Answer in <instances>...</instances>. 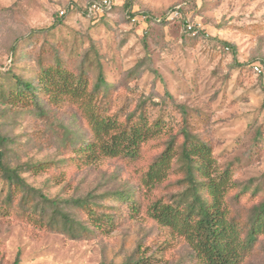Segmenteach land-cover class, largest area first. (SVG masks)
Listing matches in <instances>:
<instances>
[{
  "label": "rangeland",
  "instance_id": "374dc122",
  "mask_svg": "<svg viewBox=\"0 0 264 264\" xmlns=\"http://www.w3.org/2000/svg\"><path fill=\"white\" fill-rule=\"evenodd\" d=\"M93 1L0 0L6 160L87 227L73 238L50 225L61 220L51 206L43 224L29 219L0 172V264H199L183 236L147 213L153 200L181 189L180 163L151 192L143 178L170 138L182 143L186 128L210 144L219 170L230 168L233 216L245 222L264 199V0H112L103 16L88 17ZM174 7L181 13L169 12ZM59 61L88 90L102 73L109 85L99 105L121 120L143 112L160 122L137 159L87 155L90 125L69 95L42 90L35 101L14 93L18 79L36 85L43 67ZM79 199L95 208L99 225ZM242 264H264V234Z\"/></svg>",
  "mask_w": 264,
  "mask_h": 264
},
{
  "label": "trees",
  "instance_id": "16d2710c",
  "mask_svg": "<svg viewBox=\"0 0 264 264\" xmlns=\"http://www.w3.org/2000/svg\"><path fill=\"white\" fill-rule=\"evenodd\" d=\"M126 5L131 6L130 3ZM173 11L180 14L181 8L174 7L169 12ZM84 14L87 15V7ZM223 43L232 48L236 57V46L226 41ZM17 84L21 88L14 93L28 94L35 101L43 90L45 95L54 91L55 99L69 95L75 102H79V108L91 130V136L81 148L87 155L137 159L141 145L160 133V122L151 124L143 112L130 113L125 120H121L108 107L99 105V99L105 97V88L109 85L102 73L97 85L88 90L87 80L83 77L76 80L59 61L56 66L43 67L36 85L21 79L17 80ZM180 135L182 143L178 145L176 137L170 138L166 147L150 164L143 179L151 192L168 178L173 164L178 162L182 172L178 182L181 189L171 197L163 196L153 200L147 207V213L156 223L183 236L199 264H242L258 237L264 234V199L252 207L245 222L233 216L227 197L237 183L232 180L230 168L219 170L208 142L191 134L186 128ZM9 141L0 130V172L8 184L10 199L20 195V209L29 219L41 224L48 206L58 209L61 220L53 217L49 220L50 225L67 231L73 238L80 237L87 227L83 224L77 227L75 220L63 209H59L56 200L49 199L41 190L30 186L20 176L18 169L7 162L6 148ZM247 190L248 186L244 192ZM256 192L254 190L253 193ZM29 198H39V201L29 205ZM76 205L87 209L90 221L99 225V214L95 208L80 199L76 200ZM133 208H136L135 203Z\"/></svg>",
  "mask_w": 264,
  "mask_h": 264
},
{
  "label": "built area",
  "instance_id": "2783aa9c",
  "mask_svg": "<svg viewBox=\"0 0 264 264\" xmlns=\"http://www.w3.org/2000/svg\"><path fill=\"white\" fill-rule=\"evenodd\" d=\"M111 7H112V0L93 1L89 3V5L87 6V16L88 17L103 16ZM173 12H176L177 14H179L178 11H173ZM60 13L61 15H64L65 10H61ZM255 69L257 71H261L258 65L255 66Z\"/></svg>",
  "mask_w": 264,
  "mask_h": 264
}]
</instances>
